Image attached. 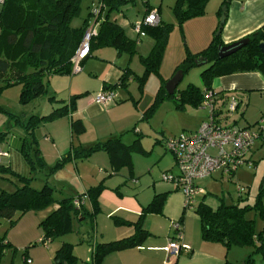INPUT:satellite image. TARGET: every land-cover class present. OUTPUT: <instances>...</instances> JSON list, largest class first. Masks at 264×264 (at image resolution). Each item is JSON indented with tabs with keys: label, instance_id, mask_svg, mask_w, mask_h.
<instances>
[{
	"label": "crops",
	"instance_id": "0c3cea01",
	"mask_svg": "<svg viewBox=\"0 0 264 264\" xmlns=\"http://www.w3.org/2000/svg\"><path fill=\"white\" fill-rule=\"evenodd\" d=\"M209 5L210 2L207 7ZM128 6L129 4L125 5L124 8ZM160 8V4L158 7H153L148 2L142 5L138 14L134 13V9H127L125 14L121 13L120 17L116 19L112 20L110 16V20L118 24L129 39L137 41V49L142 53L141 50L149 51L152 48L153 40L147 35L137 37L132 31V27L142 19L147 9H157L162 23ZM218 11L215 10L213 15L209 17L204 15V17L187 21L186 24H194L198 30L194 36L190 34V40L187 42L189 50L193 54L202 51L209 44L211 35L219 24L217 22L220 19L217 15ZM261 27H264V0H229L225 22L220 31L221 44L224 46L237 42ZM127 31L129 35L126 33ZM139 56L143 57L142 54ZM130 62H128V57L118 54L111 48H99L92 51L80 64L81 71L78 74L50 79L44 109L41 114L33 116H46L54 108L61 105V103L56 102L68 103L72 96L85 94L77 99L75 111L69 117L42 124L40 137L35 136L39 155L45 163L46 169L53 167L72 147H88L96 142H103L116 137H120L123 144L130 145L139 137L140 145L147 155L132 154V170L122 169L119 173L108 178L111 173L108 158L106 154L100 152L85 161H72L65 164L48 178L45 177L46 169L29 174V168L20 155L24 131L14 123L11 124L7 117L0 119V149L8 151L9 157L2 159L0 166L9 169L15 175L30 178H33L34 174L40 173L43 177L42 185L47 180L48 184L55 190V194L58 195L57 200L84 195L88 189L103 182L104 189L98 198L99 212L93 223L90 224V226L93 225L94 236L90 243L93 245L112 243L133 236L135 233L133 225L137 222L143 208L153 200L155 195L167 194L161 214H149L143 220L142 229L148 235L144 242L137 248L106 256L102 264H224L225 261H230L228 258L229 250L226 251L220 243L203 241L199 219L194 210L195 217L185 216V212L183 214L182 194L174 186L154 178H158L159 175L161 177L163 173H177L173 157L163 146L167 138L160 136V139H154L152 145L145 146V140L141 139L142 134L149 133L148 128L150 132L153 129L155 135L156 131L151 126L140 123L142 119L140 109L132 108L126 97L119 95L122 94L119 93L121 92L120 89H117L115 93L116 99L121 97V100L116 101L115 99L114 103L106 105L94 103V96L105 86L117 83L123 70L129 67ZM212 88L215 92H222L226 96L235 95L242 100L247 98L248 101L255 102L257 106L254 108L260 111L261 117L264 116V111H261L264 109V78L260 75L239 73L220 77L213 81ZM253 96L255 97L254 100L252 99ZM50 98L54 100L49 101ZM239 103L242 101L239 100ZM174 105L175 109L182 113H187V109L192 112L188 115L194 120V126L189 128V133L195 132L199 125L208 118V111L206 115H201V111L206 110L202 107L185 106L179 109L175 103ZM261 117L252 124L246 122L244 125H238V119L232 120L239 128H244L255 125ZM73 120L80 121L84 126V133L74 138H72L70 130V122ZM228 123L233 124L232 121ZM1 129H6L7 132L1 133ZM251 130L253 131L252 128ZM160 133L157 135H161ZM166 154H169V157H166ZM246 160L252 164L250 168L237 169L238 171L236 170L230 176L217 171L208 178L196 181L195 184L200 188L202 187L201 189L205 187L206 190V187L213 182L229 186L232 180L239 181L242 179L253 187L261 178L259 187L264 189V127L261 128L259 139L255 141L246 154ZM153 166H156L157 171H154L155 168H153L154 172L151 170ZM3 180L13 184L15 179L3 178ZM13 187L15 189V186ZM237 187L235 192H237L238 202L239 198L246 199V196L242 197L241 195L244 190L238 195ZM204 198L205 196L198 195L195 198V206L200 202L204 203ZM197 201L199 202L197 203ZM218 201L214 208L207 206L216 209L223 200L218 197ZM83 205L86 209L91 210L87 198ZM56 208L55 205L42 212H28L26 213L27 217L24 215L19 218L12 229V231H16L14 237L18 240L10 238L5 241L12 247V256L22 249L23 264H26L25 259H29L30 264H54V254L58 249L56 245L53 249L46 245L32 250H27L26 246L33 241L40 243L43 234L38 225ZM181 215H183L181 243L188 248V252L171 256L167 250L169 240L172 237L170 223L178 220ZM80 221L82 222V220ZM123 222L128 225L120 224ZM85 229L83 227L74 228L72 236L79 238L82 246L86 243L91 252L89 244L91 239ZM65 241L63 238L57 243L63 244ZM68 243L72 245L74 242L69 241Z\"/></svg>",
	"mask_w": 264,
	"mask_h": 264
},
{
	"label": "trees",
	"instance_id": "16d2710c",
	"mask_svg": "<svg viewBox=\"0 0 264 264\" xmlns=\"http://www.w3.org/2000/svg\"><path fill=\"white\" fill-rule=\"evenodd\" d=\"M209 1L176 0L172 11L178 24L182 25L189 20L203 17ZM91 2V5H101L103 18L99 23L97 36L90 42L89 55L99 48H111L118 54L125 53L130 57L135 55L137 41L129 39L122 28L110 20L113 12H118L121 7L133 0H91ZM228 2L229 0H226L221 5L226 8V12ZM80 4L81 0H3L0 8V81L4 83V86L0 87V91L6 87L20 86L19 103L27 104L47 95L51 78L72 74L71 59L81 43L91 14L90 7L88 18L83 20L81 26L72 27L71 22L79 15ZM149 11L150 9H147L144 16ZM217 15L221 17V10L217 12ZM222 27L223 25L218 24L215 33ZM169 30L170 26L164 25L161 21L157 27H143L144 36L149 35L153 40L149 55L140 58L144 67L143 76H133L126 68L117 83L107 85L104 87L106 90H102L115 93L117 89L126 88L129 79H137L141 85L150 74H158ZM245 38L249 40L245 46L223 59L218 58V48L223 46L220 34L215 35L202 51L196 54L187 53V57L176 71L179 70L184 75L190 69L197 67L194 64L195 59L203 58L204 61L199 67L207 65V68L200 73L202 87L190 84L178 94L174 91L172 95L163 94V90L160 89L156 100L160 101L168 97L174 100L173 102L179 109L185 106L198 108L201 107L205 92L210 91L217 102H220L217 103L218 106H222L229 96L213 90L212 84L215 79L239 73H256L264 78V53L259 47L261 44L264 45V27ZM84 95L72 96L68 103L58 101L56 103H61V105L54 108L50 114L40 117L30 116L25 121L0 107V114L5 115L8 120L13 121L24 131L20 155L29 168V174L46 169L37 148L35 129L44 123L69 117L75 111L77 99ZM53 100V98L49 99V101ZM147 115L150 116V113ZM143 119H146L145 115ZM262 121H264V116L255 125L243 129L251 130L252 128L253 132L258 134L257 139H259L261 128L264 127V124H260ZM232 122L237 126L235 121ZM70 130L72 138L78 137L84 133V126L80 121L73 120L70 122ZM6 152L9 157V152ZM100 152L106 154L108 158L110 175H115L122 169L132 170V154L147 155L140 145L139 137L130 145L123 144L120 137L109 138L88 147H72L53 167L46 169L45 177L52 176L65 164L72 161H85ZM246 162L249 163L247 160ZM0 177L7 180L15 179L14 182L12 181L15 185L13 192L0 191V220H6L13 225L15 223L13 219L17 213L22 216L28 212H42L57 206L38 225L43 234L40 242L42 244L71 234L73 223H79L80 220L84 222L88 219L90 223H93L99 212L98 198L104 189L103 182L88 189L84 195L57 200L54 197L55 190L47 180L44 181L40 190H35L31 187L34 178L15 175L1 166ZM205 195L206 193L201 196ZM84 196L89 201L91 210L86 209L84 205L80 209L73 206L75 199ZM166 196L167 194L155 195L153 200L143 208L137 222L133 225L135 229L133 236L112 243L93 245L89 242L91 259L88 264H102L103 259L112 253L139 247L148 236L142 229L144 218L149 214H161ZM185 210L183 207V214ZM193 210L199 219L203 241L220 243L226 251L232 247H247L251 249V253L242 264H258L257 261L259 264H264V189L260 188L252 204L248 203L247 198H239L238 202L232 205H226L221 201L216 209H211L200 202ZM176 221L182 225L183 215ZM257 221L261 225L259 229ZM120 224L128 225L125 222ZM11 248V245L5 242L4 237H0V263L5 252ZM72 250V245L63 243L54 254V264H76L77 259ZM224 264L237 263L225 261Z\"/></svg>",
	"mask_w": 264,
	"mask_h": 264
},
{
	"label": "rangeland",
	"instance_id": "374dc122",
	"mask_svg": "<svg viewBox=\"0 0 264 264\" xmlns=\"http://www.w3.org/2000/svg\"><path fill=\"white\" fill-rule=\"evenodd\" d=\"M175 1L176 0H149V3L153 7H158V5L160 4L161 7L160 16L162 18V23L164 25L170 26V30L166 38V43L164 45L160 66L158 69V74L155 73L150 74L149 76H147L146 80H144V82L141 85L139 84L137 79L136 80L129 79L126 88H120L121 92H119L122 93L119 95H124L126 97V100L130 103V106L132 108L137 107L140 109V113L142 114L141 116L142 119L140 120V123L147 124L148 126L154 128L155 129L154 131H156V135H155L153 134V129L152 132H150V129L148 128L149 133L142 134L141 139L145 140L144 144H146L145 145L146 147L152 145L154 143V139H160V136L166 137L167 138L166 140H169V139L177 138L180 134H188L190 132L189 128H192L194 126V120L188 115L190 113L192 114V112H190L189 109H187L188 111L187 113H182L181 111H178L177 109H175V105L173 102L174 100L168 97H165L163 98V100L160 101L156 100V97L160 89L163 90L162 91L163 94H167L166 85L168 81L179 72V70L176 71V69L182 63V61L187 57V53L189 52L192 53L189 50V46L187 42H189L190 40V34L194 36L198 31L194 24L189 25L186 24L187 22L183 23L182 25L178 24L177 18L172 11ZM224 1L226 0H210L209 1L210 5L208 7L206 6L207 9L205 8V15H207L206 17L213 15L215 10L216 11L221 10L222 9L221 5ZM91 3H92L91 0H81L80 12L79 15L71 22L72 27L74 28L80 27L83 20L88 18ZM142 5H144V3L141 0H133V2L129 3V6L127 8L121 7L118 12H113L111 14V19L113 20L120 17L121 13L125 14L127 9L129 10L134 9L135 10L134 13L138 14V12H140L142 9ZM88 20H90V16ZM219 21L220 19L217 22L219 23ZM126 33L128 34V31ZM215 34L216 33L214 32L213 35H211L210 42L212 38L215 36ZM147 36L148 38H151L149 35ZM137 48L138 47L136 43L135 44L136 54L133 55L132 57H130L128 54L125 53H122V55H124V57H128V62L131 61L129 67L127 68H129V70L132 71L131 73L133 74V76L142 77L144 73V67L142 62L140 61L141 57L139 55L142 54L143 55L142 58L147 57L152 48H150L149 51L141 50L142 53ZM206 68L207 65L202 67H194L190 69L186 74H184L182 76L181 81L179 82V84L175 89V94H178L180 91L184 90L190 84L201 88L202 86L200 81V73ZM2 86H4V83L0 81V87ZM20 90H21L20 86H10L2 89L0 91V107L4 108L10 114L24 121L27 120L30 116L41 114L42 110L44 109V101H46V96H42L40 98L32 100L27 104H20L19 103ZM235 97L237 98V96ZM119 99L121 100V97L116 99V101H118ZM252 99L254 100L255 97L253 96ZM237 100H241L242 103L239 104L236 112H234L233 114H228L226 112H223V118L225 123L233 121L232 119H238L239 120L238 125H244L246 122L252 124L257 119H259V117H261L259 113L260 111L259 110L257 111L254 108L255 106H257L255 102L252 103V101L251 100L248 101L247 98H244L242 100L240 99V97L237 98ZM261 111H264V109H261ZM148 113H150V116L147 115ZM206 114H207V110L201 111V115H206ZM143 115L146 116V119H143ZM224 116H226V118ZM3 117L6 116L0 114V119H3ZM11 124H13V121H11ZM40 128L41 125H39L35 129V133H34V135L38 136V138L41 135ZM6 132H7L6 129H1V133L5 134ZM157 133L158 134L160 133L161 135L158 136ZM169 154H166V157H169ZM155 167L156 166H153L151 170L153 171V168ZM241 168H239L238 170H241ZM154 171H157V169L155 168ZM110 176L111 175H109L108 178ZM33 178L34 180L32 182L31 187L35 190H40L42 187L43 177L39 173V174H34ZM154 178L157 181L161 180L160 175L158 178L156 177ZM225 178L227 179V177ZM257 181H258L257 184L253 185V187L247 184L246 182H244L242 179L239 181L232 180L231 181L232 183H229V186H226L225 184L213 182L206 187V190L204 189L205 187H203L206 193L204 198L205 200L204 204L214 208L219 202L218 197L222 198L224 204L226 205L235 204L237 202V192H235L236 186L244 190V192L241 194L242 197L246 196L248 203L252 204L255 200L258 191L260 190L259 183L261 182V178L258 179ZM13 184L7 183L3 180V178H0V190L11 192L14 190L13 186L15 185ZM54 197L57 199L58 195L55 194ZM198 202L199 201H197V203ZM24 215L20 216L19 213H17L14 216L13 219L14 222L16 223L19 220V218L23 216L24 217L28 216L27 214ZM29 215H33V214H29ZM186 215L195 217L193 210H185V216ZM15 223L11 225L6 220H0V237H4L5 241H7L10 238H12V240H18L14 237L16 231L15 230L12 231ZM90 224L92 223H90L88 219L84 222L82 221L79 223H73V229L80 227L86 228L85 232L90 237L91 239L90 242H92L94 232H92L93 225L90 226ZM260 227L261 225L257 221V228L259 229ZM63 238L67 242L69 241L74 242L73 244L75 245L72 244L73 245L72 251H73V255L77 259L76 264H88V262L91 259V252L89 251L90 249L87 247L86 243L82 246L80 244L79 238H76L74 235L72 236V233L64 237L58 238L53 242H49L46 245L51 247L52 249L56 245L59 249L62 243L58 244L57 242L61 241V239ZM66 241L65 243H67ZM46 245L39 243V241L36 242L33 241L32 243H30V245L28 244L26 247L27 250H32L37 247H43V246L45 247ZM21 252L22 249L19 252L17 251L16 255L12 256L11 249L7 250L0 264H23ZM250 253H251V249L247 247L244 248L232 247L229 250L228 258L233 263L242 264ZM77 254L79 255L81 254L82 257L81 256L79 257V255ZM257 263L259 264L258 261Z\"/></svg>",
	"mask_w": 264,
	"mask_h": 264
},
{
	"label": "built area",
	"instance_id": "2783aa9c",
	"mask_svg": "<svg viewBox=\"0 0 264 264\" xmlns=\"http://www.w3.org/2000/svg\"><path fill=\"white\" fill-rule=\"evenodd\" d=\"M141 1L144 4L149 2V0ZM2 3L3 0H0V5ZM102 18L101 5H91L90 20L86 25L81 43L71 59L72 74H78L81 71L80 64L89 55L90 42L97 36ZM159 24L160 17L157 9H151L133 25L132 31L137 37H143V27L153 28ZM115 97L113 91L101 90L94 96V103L97 105L112 104ZM239 104V100L232 95L226 98L224 105L218 106L213 93L207 91L201 104V107L208 111L207 120L202 122L193 133L180 134L175 139L164 141V148L173 157L177 173H163L161 181L174 186L182 194L183 207L186 210H193L196 203L195 198L205 194V191L195 184L196 181L208 178L217 171L230 176L243 166L251 167V164L246 162L245 156L257 140L258 134L250 129L225 123L223 118V112L233 114ZM260 124H264V121ZM7 157L8 153L0 149V165L2 159ZM237 191L240 194L243 189L237 187ZM85 199V196L75 199L73 206L80 209ZM170 230L172 237L167 246L168 254L171 256L186 254L188 248L181 243L182 225L176 220L172 221ZM25 262L26 264L31 263L29 259H25Z\"/></svg>",
	"mask_w": 264,
	"mask_h": 264
},
{
	"label": "water",
	"instance_id": "95a60500",
	"mask_svg": "<svg viewBox=\"0 0 264 264\" xmlns=\"http://www.w3.org/2000/svg\"><path fill=\"white\" fill-rule=\"evenodd\" d=\"M222 15L220 17V21L219 24L220 25H224L225 22V12H226V8L222 7L221 9ZM221 29H218L216 32V36H218L220 34ZM248 39L247 38H243L237 42L231 43L229 45H224V46H220L218 48V58L219 59H223L226 58L232 54H234L235 52H237L239 49H241L243 46H245L248 43ZM262 53H264V45H260L259 46ZM204 59L203 58H198L194 60V64L199 67L201 65V63H203ZM182 72L179 71L175 76H173L167 83L166 85V90H167V94L168 95H172L177 87V85L179 84V82L182 79Z\"/></svg>",
	"mask_w": 264,
	"mask_h": 264
}]
</instances>
